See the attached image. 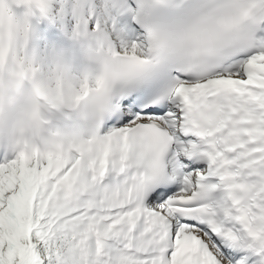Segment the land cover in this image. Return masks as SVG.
Wrapping results in <instances>:
<instances>
[{"label": "snow or ice", "instance_id": "6c2138e0", "mask_svg": "<svg viewBox=\"0 0 264 264\" xmlns=\"http://www.w3.org/2000/svg\"><path fill=\"white\" fill-rule=\"evenodd\" d=\"M37 27L102 120L0 163V264H264V0H0L29 67Z\"/></svg>", "mask_w": 264, "mask_h": 264}, {"label": "clouds", "instance_id": "9594fccd", "mask_svg": "<svg viewBox=\"0 0 264 264\" xmlns=\"http://www.w3.org/2000/svg\"><path fill=\"white\" fill-rule=\"evenodd\" d=\"M29 44L30 39L24 47L33 56ZM81 50V67L73 71L61 59L50 64L36 59L29 67L24 56H17L14 40L0 48V149L29 156L61 154L74 133H86L102 120L100 94L93 88L84 96L79 86L98 72ZM54 112L74 117L73 125L53 127Z\"/></svg>", "mask_w": 264, "mask_h": 264}]
</instances>
